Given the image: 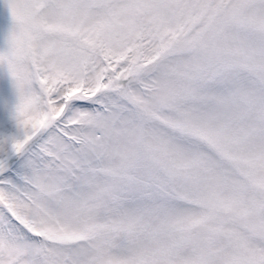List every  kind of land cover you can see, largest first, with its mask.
<instances>
[{"label": "snow or ice", "instance_id": "snow-or-ice-1", "mask_svg": "<svg viewBox=\"0 0 264 264\" xmlns=\"http://www.w3.org/2000/svg\"><path fill=\"white\" fill-rule=\"evenodd\" d=\"M0 264H264V0H3Z\"/></svg>", "mask_w": 264, "mask_h": 264}, {"label": "rangeland", "instance_id": "rangeland-1", "mask_svg": "<svg viewBox=\"0 0 264 264\" xmlns=\"http://www.w3.org/2000/svg\"><path fill=\"white\" fill-rule=\"evenodd\" d=\"M7 16L6 9L3 4V0H0V19H3L4 17ZM3 29H0V47L3 46L4 44V39H3Z\"/></svg>", "mask_w": 264, "mask_h": 264}]
</instances>
